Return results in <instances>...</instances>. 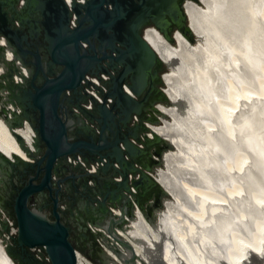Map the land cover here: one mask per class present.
<instances>
[{"label":"water","instance_id":"water-1","mask_svg":"<svg viewBox=\"0 0 264 264\" xmlns=\"http://www.w3.org/2000/svg\"><path fill=\"white\" fill-rule=\"evenodd\" d=\"M31 1L20 5L21 10L25 8L23 17L11 16L10 21L8 10H3L8 0L0 2L3 15L0 36L10 47L13 57L20 61V64L7 61L4 57L6 46L0 44V61L5 60V67L8 66L4 69L6 73H0L4 80H0V116L28 158L14 155V160H10L0 151V190L4 175H9L14 188L10 196L11 212L0 210V224L4 234L10 233V226L17 228V234L10 237L14 245L8 242L4 248L15 264L35 258L27 256L26 250L31 247L43 248L50 264H75V250L85 254L73 245L70 228L62 220L66 206L61 208L59 200L67 205V193L79 194V188L97 183L100 173L112 171L114 188L106 185L109 191L98 193L94 201L103 216L112 214L108 223L118 218L125 224L128 219L113 211L118 207L121 194L124 193L134 210L139 209L148 220L155 219V212L150 218L146 216L135 201L136 192L149 184L156 185L161 196L156 209L164 206V198H173L172 193L155 179L156 167L152 168V164L162 165L163 151L175 145L156 135L148 126L158 124L161 117L169 115L158 108V103L155 105L158 116L152 120L132 121L129 125L124 118V115L128 117L139 111L145 97L140 100L138 97L143 91L147 94L152 87L155 62L164 67L158 76L162 103L173 104L164 89L163 73L169 66L146 40L145 29L141 31L147 19L154 21L163 16L162 0H85L84 3L73 0L70 9L64 0H36L37 4L32 7ZM39 10L42 20L35 16ZM184 13L190 39L180 35L195 43L198 36L190 27L185 9ZM72 14L76 18L71 27ZM24 22L31 25L27 31ZM41 32L42 40L37 44L41 45L44 55L37 44L31 42L40 40ZM174 41L176 44L175 36ZM24 52L33 59L26 60ZM22 67L29 75L24 76L23 83H17L13 81V74L20 75ZM86 76L96 78L100 85ZM89 87L97 91L100 102L87 93L85 88ZM88 102L89 109L84 106ZM85 121L92 125L86 133L79 125L86 124ZM26 123L34 131L33 149L15 131ZM155 142L160 144L158 152L145 149ZM144 155L146 162H141ZM93 163L97 166L91 172L90 164ZM77 179L82 180L80 187L75 183ZM65 183L69 188L66 192L63 191ZM45 195L50 199V203L43 206L47 211L31 201L35 196ZM118 208L123 214L124 208ZM134 210L131 217L135 216ZM4 216L12 217L14 222L8 224ZM123 245L131 249L126 242Z\"/></svg>","mask_w":264,"mask_h":264},{"label":"bare ground","instance_id":"bare-ground-1","mask_svg":"<svg viewBox=\"0 0 264 264\" xmlns=\"http://www.w3.org/2000/svg\"><path fill=\"white\" fill-rule=\"evenodd\" d=\"M64 1L70 9L73 0ZM200 1L202 3L187 0L184 4L190 27L198 36L195 43L177 32L176 44H170L156 29L145 28L146 40L169 66L163 73L164 89L173 104H158V108L169 117H161V122L148 126L156 135L175 145L163 151L162 166L155 168L153 173L173 198L163 199L164 206L155 211L154 220H148L135 208V216L129 219L124 230L110 233V224L95 229L110 233L107 237L121 251L118 255L106 249L110 264H233L239 261L243 250L255 248L257 243L259 252L264 251L262 236L256 233L264 225V215L255 217L254 222L251 220L253 233L246 238L233 228L238 213L232 205L237 189L234 176L241 160L234 144L247 129L264 137L261 126L264 115L261 117L259 110L264 108V60H261L264 57V0ZM78 2L84 3L85 0ZM4 43L0 36V44ZM5 46V59L20 64L10 47ZM249 56L253 58L254 66L262 69L261 72L258 68L259 73L252 83L244 77L247 70L244 64L248 65ZM4 61L0 62V73L5 71ZM21 70L20 75L13 74V81L23 83L24 76L29 75L25 67ZM92 82L100 85L96 79ZM87 93L95 98L94 91L91 93L88 89ZM250 96L253 105L247 100ZM262 112L264 114V110ZM192 113L196 122L187 119ZM15 131L33 149L32 128L26 123ZM225 148L229 155L222 158L218 151ZM0 151L10 160H14V155L28 159L1 116ZM195 152L201 161L197 164L191 161L190 164L188 156L192 158ZM217 154L219 159L222 158L218 169L205 160L207 157L215 160ZM185 160L189 163L186 164ZM251 166L247 171L253 170ZM220 170L221 175L217 176ZM240 176L246 178L243 174ZM183 196L191 201L184 200ZM260 197V194H252L250 204L260 201ZM227 199L232 201L229 210L225 206ZM175 209L179 210V215L174 214ZM114 213L122 215L119 210ZM4 219L7 218L4 216ZM11 229L4 236L6 241L17 234V228ZM123 242L131 249L122 246ZM0 264H15L1 240ZM75 264L93 263L75 250ZM258 264H264V256Z\"/></svg>","mask_w":264,"mask_h":264},{"label":"rangeland","instance_id":"rangeland-1","mask_svg":"<svg viewBox=\"0 0 264 264\" xmlns=\"http://www.w3.org/2000/svg\"><path fill=\"white\" fill-rule=\"evenodd\" d=\"M261 53H263V52H261ZM250 55L252 56L253 54H250ZM251 56H249L247 58L248 59V65L244 64L246 66L245 68H247V70H245L244 77H246V79L249 83L253 82V79L259 73L257 71L258 68L260 69V67L254 66V61H253V58ZM262 59L264 60L263 56H262L261 60ZM0 62H2V61H0ZM5 69H8V66H6ZM260 70L262 72V69H260ZM0 80L4 81L1 78H0ZM253 95H256V93ZM263 95H264V89H263ZM247 100L251 103L253 101L252 96L248 97ZM0 102H1V97H0ZM259 110H261L262 115H261V113H260V115L262 117L264 115L262 112L264 110V108H260ZM194 116H195L194 113L189 115L187 117L188 121L192 120V121L196 122L197 120ZM253 122H254V119H253ZM261 123H262V125H261L262 129H264V123L263 122H261ZM249 124L252 125V123H250V122H249ZM210 138H212V136ZM209 141H210V139H209ZM234 146H235V151H236L237 155L241 156V160L239 161L238 166H237L238 170L234 176V179L237 182V189H236V192H234L235 194H234L233 202L231 200L227 199L225 202V206H226V210H229L231 208V202L233 203L232 205L234 208H236L237 213H238L237 214V220H235V226L233 228H234L235 232L240 234L241 236L249 237V236H252L251 232L253 233V231H252V226L254 227L253 219H255V217L259 218L260 216L264 215V185H263V180H264V137H262L259 133L258 134H252L247 129L244 132H242V134L240 136H238L237 141L235 142ZM210 147H212L211 141H210ZM227 148H225L224 151L223 150L218 151L219 152L218 154L222 155V158L226 155H229L228 154L229 150L227 151ZM229 148H230V144H229ZM41 151H42V149H40V152ZM193 154H194V156H193ZM193 154L191 155L192 158L189 157L190 155L188 156V161L190 162V164H191V161L194 162V164L199 163L201 161V157L196 155L197 154L196 152ZM218 154L215 157V160H213V159L210 160V159H208V157L205 159L207 162H209V164L212 163L214 166L216 165L217 167H214L216 169L219 168V162L222 159V158L219 159ZM205 160H203V161H205ZM185 161H186L185 163L187 164L188 161L187 160H185ZM179 163H182V162H179ZM251 164L253 166V168H252L253 170L247 171L248 167L251 166ZM160 166H162L160 163H157V164L153 163L152 164V168H154V167L157 168ZM9 174H10V172H9ZM241 174L246 176V178L245 179L241 178V176H240ZM219 175H221V170H220V172H218L217 176H219ZM13 178L12 179L15 182V177H13ZM9 183L11 184V180L9 178V175H4L3 183H1V188L2 189L4 187L9 188V186H8ZM65 186H66V189L63 188L64 192H66V190L67 191L69 190V188L67 187L68 185H66V183H65L64 187ZM252 194H260L261 195V197H260L261 200L260 201L258 200L257 202H255L254 205L250 204V196ZM41 199H42V196H35L34 198H32L31 201L32 202L34 201L36 206L37 205L41 206L40 205V202H42ZM183 199L189 201V199L186 196H183ZM192 202H193V200H192ZM65 206L66 205H64V207ZM117 206H123V205H119V203H117ZM76 207H79V211H80V209L82 211L83 202L78 201L76 204H74L73 213H72L73 215L68 216L65 213L62 215V220L66 223H70V227H69L70 228V240L73 243V245H75V246L83 243V241L80 239V237L78 235V230H76L75 225H74L75 219H77L79 214H80L75 209ZM41 208H43L45 211H47V209L45 207L42 206ZM122 208H125V207L123 206ZM0 210H2L1 207H0ZM115 210L120 211L121 209L118 207H115V209L113 211H115ZM130 210L131 211H128V212H127V210H125L124 213L122 214L125 218L128 219V222H129V219L131 218V212L134 210V208H130ZM179 213H180L179 210H177V209L174 210L175 215H179ZM110 217H112V214L108 213L107 215H104L100 221H97L95 223L94 222H88L87 223V224H89V226L94 231L91 233L93 235L92 237L97 240V244H96L97 247L96 248H101V250L97 249V253H96L97 262L91 260V258H89L88 256L83 255L88 260L92 261L93 264H110L111 260L109 259V257H107V253H106L107 248L112 250L115 254L119 253L118 255H120L121 251L119 250V247L113 245L112 241L107 237V235H109L110 233H113L114 230H124V227L128 226L129 223L127 222V224H125L124 222H122L118 218H114L115 222L108 223L107 221L109 220ZM10 222H14L12 217H9L8 224ZM105 224H110V227H109L110 233L106 234L105 232L100 231V230H99V232L97 230L95 231V229H103V226ZM10 227H9V230L11 231L12 229ZM4 233L5 232L2 228V225L0 224L1 244L3 246H5V243L9 242L11 245H14V242L12 241L11 238H9L6 241L4 236L8 235V234H4ZM83 233H85L87 235V233H89V229L87 227H84ZM256 233L260 235L259 237L262 236V238L260 240L263 239V241H264V238H263L264 237L263 236L264 235V225L260 226L256 230ZM13 235H15V233ZM100 245L102 247H100ZM122 246H124V245L122 244ZM249 249L250 248H248V250H245V251L243 250L242 253L239 254V256H240L239 261H234L233 264H258V263H260V259H262V257L264 256V251L259 252V250H258L259 244L257 243L255 248H251L250 250ZM26 251L29 253H32L35 258L33 260L32 259L23 260V264H50L49 260H48V256L45 253L43 248L27 249ZM261 253H263V254H261ZM115 264H118V263L116 262Z\"/></svg>","mask_w":264,"mask_h":264},{"label":"flooded vegetation","instance_id":"flooded-vegetation-1","mask_svg":"<svg viewBox=\"0 0 264 264\" xmlns=\"http://www.w3.org/2000/svg\"><path fill=\"white\" fill-rule=\"evenodd\" d=\"M3 0H0V2ZM187 0H162V12L163 16L159 19H155L154 21L149 18L145 23L141 26V31L145 28L152 27L156 29L168 42L175 44L174 42V36L175 33L183 34L185 37L190 39V33L186 30L187 26V20L184 13V4ZM195 1V0H193ZM26 0H8V6L3 7V10H8V18L9 21L11 20V16L15 17H23V11H25V8L23 7L22 10L20 8V5L25 4ZM37 4L36 0L33 4H30V6H34ZM22 11V12H21ZM3 15L0 14V17ZM35 16L39 19H43L41 16V10L36 11ZM24 30L27 31L31 25H28L26 22H24ZM42 33L40 34V40H30L31 42H34V44H37L42 40ZM30 39V38H29ZM41 54H43L41 45L37 44ZM23 57L25 56L26 60H32L33 56L27 53H22ZM44 55V54H43ZM124 66L121 67V70L124 69ZM153 72H155V76L152 78V87L150 91L146 94V91H143L142 94L139 95L138 99H142L145 97V99L142 102V105L137 113H131L130 116L124 115V118L126 122L131 125L132 121H136L137 123L140 120H152L154 117L158 116L157 110L155 109L156 104H161L164 102L162 98V93L160 91V80L159 75L164 71V67L158 63L155 62L152 66ZM128 80V75H127ZM146 95V96H145ZM164 104V103H163ZM31 118H33L32 114L30 115ZM131 122V123H130ZM130 131L131 128H130ZM122 137V135H121ZM148 148V151H156L158 152L160 150V144L157 142L153 143L149 147L145 146V149ZM145 157L142 158L141 162L144 161ZM80 184H82V180L80 181ZM83 185V184H82ZM9 188L4 187L0 190V207L7 211L11 212V192L14 191V188L9 183ZM89 187V186H88ZM105 187L102 184H96L89 188H81L80 193L76 194L73 191H70L67 193L66 199H67V205L65 208V214L66 215H73V206L78 201L83 202V209L79 211V207H76L75 209L80 213L78 218L75 219L74 225L76 230H78V235L80 239L83 241L82 244L76 245L85 255H87L91 260L97 262L96 259V253H97V240L94 239L92 236V233L89 228L88 222H97L100 221L103 217V215L99 212L100 206L95 203V198H97L98 193H105ZM121 198L117 203L119 205H123L125 208L124 210L131 211L130 208H134L133 204L130 201H127V199L124 196V193L121 194ZM161 200V196L159 194V189L154 184H149L146 186V189L139 190L136 192L135 195V201L141 207V209L144 211L147 217H152L153 213L157 210V206L159 201ZM42 202H40L41 206H46L50 203V199L47 195L44 197L42 196L41 199ZM94 204L96 207L93 208ZM118 206V207H123ZM93 208V209H92ZM94 212V213H93ZM67 225L70 227V223H67ZM84 227H87L89 229V233L87 235L83 233ZM87 236V237H85ZM32 253L27 254L29 256L28 258H32ZM34 256V255H33Z\"/></svg>","mask_w":264,"mask_h":264},{"label":"crops","instance_id":"crops-1","mask_svg":"<svg viewBox=\"0 0 264 264\" xmlns=\"http://www.w3.org/2000/svg\"><path fill=\"white\" fill-rule=\"evenodd\" d=\"M85 122H87V121H85ZM84 123V122H83ZM83 123H79V125H80V129L84 132V133H86V130L87 129H90L91 128V124L90 123H86V124H83ZM143 157H145V158H147V156L146 155H144ZM77 173H78V175H79V171H77ZM111 175H112V171H109V172H107V173H100V176L98 177V180H97V183L98 184H102V185H104V187H105V191L104 192H107V191H109V189H112V188H114V185H113V178L111 177ZM15 183H16V181H15ZM75 183H77V186H81L80 185V180L78 181V179L77 180H75ZM89 183H91V182H89ZM97 183H95V182H92L91 184H92V186L93 185H96ZM90 184V185H91ZM106 185H108V188H106ZM79 189H81V188H79ZM94 207H96V205L94 204V206H93V208ZM92 208V209H93Z\"/></svg>","mask_w":264,"mask_h":264},{"label":"built area","instance_id":"built-area-1","mask_svg":"<svg viewBox=\"0 0 264 264\" xmlns=\"http://www.w3.org/2000/svg\"><path fill=\"white\" fill-rule=\"evenodd\" d=\"M77 2L78 1H80V0H76ZM83 2V1H82ZM75 20V18H74V15L72 14V16H71V19H70V26L72 27V26H74L75 24H74V21ZM101 76L103 77V78H105V76H104V74H101ZM87 77V76H86ZM88 78V77H87ZM91 80L92 79H96V78H90ZM106 79V78H105ZM97 80V79H96ZM83 82V81H82ZM89 89V92H91V93H93V91L95 92V94H94V96H95V99L98 101V102H100L101 101V98H100V96L97 94V91L93 88V87H89V88H87L86 89V91ZM109 100V99H108ZM110 101V100H109ZM86 108H90L91 107V104H90V102H88V104H85L84 105ZM97 166V164L96 163H93V164H90V168H91V170H94V168ZM59 206L61 207V208H64V203H63V201L62 200H59ZM12 228H14V227H12Z\"/></svg>","mask_w":264,"mask_h":264}]
</instances>
